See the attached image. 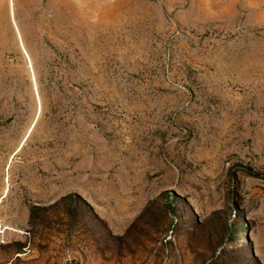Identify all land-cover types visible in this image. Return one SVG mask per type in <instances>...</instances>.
I'll use <instances>...</instances> for the list:
<instances>
[{
  "label": "rangeland",
  "instance_id": "obj_1",
  "mask_svg": "<svg viewBox=\"0 0 264 264\" xmlns=\"http://www.w3.org/2000/svg\"><path fill=\"white\" fill-rule=\"evenodd\" d=\"M254 260L264 0H0V264Z\"/></svg>",
  "mask_w": 264,
  "mask_h": 264
},
{
  "label": "trees",
  "instance_id": "obj_2",
  "mask_svg": "<svg viewBox=\"0 0 264 264\" xmlns=\"http://www.w3.org/2000/svg\"><path fill=\"white\" fill-rule=\"evenodd\" d=\"M164 194H167V193H164ZM173 196L176 197V194H174ZM80 200L81 199L78 195H65L55 204L56 205L55 207L60 205L62 208V214H65L67 216V218H69V219L70 218L74 219V218H76V214H77V211L79 209L78 205H79ZM172 203H173L172 199L155 200L154 202H152L150 205H148L144 209V211L142 212L140 217L133 223V228L135 227L136 224H138L143 219V217H145V215H150L151 219L154 221L151 223H154V225H156L154 228H155L157 234H160L161 232H164L165 230L166 231L170 230V225H169L170 223H169V221L166 220V217H167V214H170L169 208L171 207ZM87 207L88 208H87L86 215L89 216V214H94L90 205L89 206L87 205ZM92 218H93V220L91 219V217L89 218V222H95L96 221L93 216H92ZM96 228L97 227H95V229ZM100 229L101 228H98L97 231H100ZM104 234H105L104 231H102L100 233L101 238H102V236H104ZM92 236H93V233L90 234V238H89L90 241L94 240V237H92ZM251 256L254 258V255H251ZM253 264H260V263L257 262V260H254Z\"/></svg>",
  "mask_w": 264,
  "mask_h": 264
}]
</instances>
